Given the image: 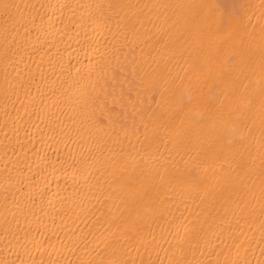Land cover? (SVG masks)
<instances>
[{
    "label": "bare ground",
    "instance_id": "6f19581e",
    "mask_svg": "<svg viewBox=\"0 0 264 264\" xmlns=\"http://www.w3.org/2000/svg\"><path fill=\"white\" fill-rule=\"evenodd\" d=\"M0 264H264V0H0Z\"/></svg>",
    "mask_w": 264,
    "mask_h": 264
}]
</instances>
